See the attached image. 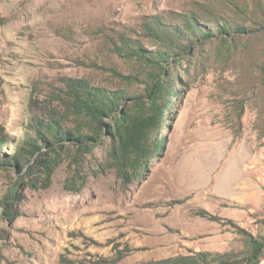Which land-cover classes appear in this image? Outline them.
Listing matches in <instances>:
<instances>
[{"label": "rangeland", "instance_id": "rangeland-1", "mask_svg": "<svg viewBox=\"0 0 264 264\" xmlns=\"http://www.w3.org/2000/svg\"><path fill=\"white\" fill-rule=\"evenodd\" d=\"M194 7L251 19L261 0H0V264L240 254L237 228L264 235L260 48L246 37L229 45L214 39L177 69L163 145L148 172L119 176L105 136L82 156L62 142L60 156L29 175L6 161L34 136L33 125L65 112L67 78L123 87L112 70L127 74L133 63L115 53L119 37L151 46L143 22Z\"/></svg>", "mask_w": 264, "mask_h": 264}, {"label": "trees", "instance_id": "trees-1", "mask_svg": "<svg viewBox=\"0 0 264 264\" xmlns=\"http://www.w3.org/2000/svg\"><path fill=\"white\" fill-rule=\"evenodd\" d=\"M142 32L151 46L126 35L114 44L115 53L133 63L127 74L112 70L123 87L110 90L84 79L67 78L65 112L33 125L34 136L23 138L6 160L13 161L16 173L25 168L29 175L44 161L57 159L66 140L75 148L74 155L82 156L90 153L104 136L109 139V156L125 181L148 172L163 145L159 130L176 95V71L187 57L214 39L229 45L246 37L252 40L249 45L255 43L260 48L255 108L256 128L264 131V0L258 15L251 19H234L222 12L194 7L151 16L143 22ZM9 198H13L12 193ZM4 214L12 216L6 207ZM236 232L245 243L240 254L198 252L144 264H258L264 257V235H254L243 228Z\"/></svg>", "mask_w": 264, "mask_h": 264}]
</instances>
